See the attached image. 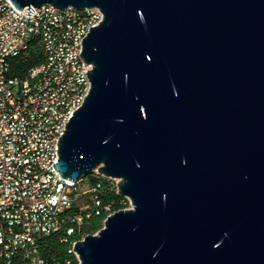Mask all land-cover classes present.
I'll return each instance as SVG.
<instances>
[{
	"label": "water",
	"instance_id": "95a60500",
	"mask_svg": "<svg viewBox=\"0 0 264 264\" xmlns=\"http://www.w3.org/2000/svg\"><path fill=\"white\" fill-rule=\"evenodd\" d=\"M10 1L103 13L53 166L116 179L130 207L78 264H264V0Z\"/></svg>",
	"mask_w": 264,
	"mask_h": 264
},
{
	"label": "built area",
	"instance_id": "2783aa9c",
	"mask_svg": "<svg viewBox=\"0 0 264 264\" xmlns=\"http://www.w3.org/2000/svg\"><path fill=\"white\" fill-rule=\"evenodd\" d=\"M32 8L33 14L26 15L10 0H0V256L5 264H45L38 236L61 230L69 219L80 223L81 216L69 217L66 211L99 187L87 188L84 178H62L53 163L59 158L58 138L77 101L91 89L87 71L93 65L80 56L82 40L103 13L96 6L86 7L89 16H80V9L72 6ZM36 22H44V29L36 30ZM32 37L40 39L44 59L32 73L17 76L7 51L27 50ZM43 64H51V71H43ZM61 96H68V105H60ZM90 174L101 175L97 170ZM92 201L100 205L96 195ZM80 240L69 249L78 263L74 248Z\"/></svg>",
	"mask_w": 264,
	"mask_h": 264
},
{
	"label": "trees",
	"instance_id": "16d2710c",
	"mask_svg": "<svg viewBox=\"0 0 264 264\" xmlns=\"http://www.w3.org/2000/svg\"><path fill=\"white\" fill-rule=\"evenodd\" d=\"M43 59L42 43L38 37H32L28 42L27 50L12 58V73L23 76ZM84 180L87 181V188L97 184L99 187L95 192H87L77 198L73 206L65 213L66 216L73 218L81 216V222L66 220L61 230L49 235H40L37 238L39 253L45 264H78L75 255L69 252L71 243L86 235L95 234L103 227L108 215L129 207L128 199L118 194L114 180L95 174L87 175ZM94 195L100 202L98 206L92 201ZM97 209L99 213L96 212ZM69 228H73L72 234H67Z\"/></svg>",
	"mask_w": 264,
	"mask_h": 264
},
{
	"label": "bare ground",
	"instance_id": "6f19581e",
	"mask_svg": "<svg viewBox=\"0 0 264 264\" xmlns=\"http://www.w3.org/2000/svg\"><path fill=\"white\" fill-rule=\"evenodd\" d=\"M80 16H89V8L80 9ZM43 29H44V22H36V30H43ZM23 51H25V47H14L13 49H10L7 51V59H12L13 57L18 56ZM92 69L93 66H91V70ZM43 71H51V64H43ZM26 73H32V68H30ZM88 81H90L89 77H88ZM88 94L89 91H85V98L87 97ZM85 98H81L79 101H77L74 111L79 109L80 106H82ZM60 105H68V96H61ZM0 264H5L4 256H0Z\"/></svg>",
	"mask_w": 264,
	"mask_h": 264
}]
</instances>
